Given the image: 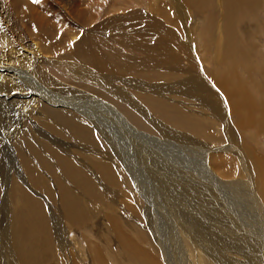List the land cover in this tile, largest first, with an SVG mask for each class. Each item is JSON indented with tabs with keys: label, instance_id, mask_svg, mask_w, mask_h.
Returning a JSON list of instances; mask_svg holds the SVG:
<instances>
[{
	"label": "bare ground",
	"instance_id": "obj_1",
	"mask_svg": "<svg viewBox=\"0 0 264 264\" xmlns=\"http://www.w3.org/2000/svg\"><path fill=\"white\" fill-rule=\"evenodd\" d=\"M55 1L56 0H49L48 2H50L51 5H46V0H36L37 7H35V2H33V0H0V118L5 120L3 130L7 132V134L0 132V134H2L0 135V140L3 143V139H14V136L20 133L18 131L21 129V120L25 119V122H28V118L35 115L36 118H41V121L47 129L60 134V136L63 135L74 139L78 147L81 143L86 144V149H82V151L83 154H88V157L92 152L94 153L92 150L94 148H91V145L93 144L90 142L99 143L93 141L92 139L94 138H91V132L88 128V124L91 123L95 127L94 131L103 134L105 140L112 141L113 144L118 141L120 154H116L117 156L114 160L112 154H109L107 158L109 157V160L111 161L110 163L106 162L108 159L106 156L103 157L102 154V157L107 160H101L99 161L100 163L93 161L99 177L105 181L101 184L97 179V176H95L93 172L91 173L87 170L88 168H81V172L77 175L75 168H78L79 170V167L74 168L72 164L75 163H71L69 160V156L72 155V153L60 152V149L62 150L63 148L59 147L61 145L59 142H55L56 145L53 144V148L50 147V149H53L50 151V154L55 160L52 162L54 168L51 162L42 160L44 167L47 168V171H52L51 173H53L54 178L60 173L66 174V178L63 175H60L64 187L68 186L69 179L72 180V184L70 185L74 184V189L77 185L76 187L80 188L86 197L88 196V201L82 198L81 194L76 193L75 190H69V188L58 189V192L55 191L56 193H54V195L41 180L31 176L33 184L40 190H43V192L45 191L47 196H49V198L51 197V201H54L52 199H55V196L57 197L56 199L58 200L59 206H61V210L64 214L62 220L67 224L71 220L76 219L77 215H84L83 222L79 227V231L82 234L80 236H83V238L86 239L84 236L88 235L90 239L93 237L96 240H93L95 241L94 243H86V246L88 247V252L86 253L80 252L81 248L79 246H81L82 243L75 245L74 241L76 239L68 243L63 237L64 233L60 232L57 227H55L56 215L53 216L51 214V208L54 206H51L49 209L50 215L52 216V221H50L49 217H46V210L42 201L28 198V206L24 208L20 207V200L16 198L15 205H13L9 195V197L6 196V200L3 198L4 196L1 191L2 184L0 183V262L2 264H24L26 259H30L31 263H33L37 258L36 256H43L44 261L48 257L53 258L55 260L53 264H57V261L61 264H77L79 261L83 262L84 258H89L92 264H104L103 255H106L110 262L112 261L113 264H116L111 256V249H109L110 240L108 239L110 232H115L120 243L115 251H117L120 259L130 262L131 264H159V262H156L152 257L146 254L150 243H147L148 248H143V246L141 248H136L138 242L134 240H131L130 242V236L120 228L119 223L111 220V216L115 214V209H112L109 203H113L115 200L123 201L124 199H127L133 205H131L133 209L138 207V202L134 200L135 195L132 191H128L129 194L131 192L132 197L129 196L127 192L120 194V192L124 191L122 189L119 191L120 188H126L127 186V181L123 178L124 170L125 173H127L128 178L134 182L136 190L138 191L137 193L142 195L141 197L145 199L146 202H149L150 199L153 198V200L150 201V206H144L141 207V209L144 208L146 213V215H143L145 222L151 223L155 232L151 227L146 229L141 224H139L138 227L131 220L123 221L124 224L128 225V230H131L133 237H136L137 239L138 228L144 232L143 235L148 234L147 236H150V238L154 240L155 246L159 248L156 252L161 258H163V263L182 264L177 252L178 250L183 251V245L181 242L182 237L180 238V235H178L176 230V234L173 236V245L169 244L168 240L165 239L162 227V223L165 220H163L160 210H158L155 205V196L151 194L152 192H150L148 188H146L147 184L144 182L145 177L141 171L149 169L150 172L157 171V175L155 173L156 176L153 179L154 181L159 180L160 183H167L170 180H173V190L172 188L171 190L173 191V195H175L174 199H180V197L183 196L179 195L180 192L177 194L178 191H189L191 199L188 197V203H183V205L180 204L186 215L182 222L184 223L182 229L186 235L190 237L194 248L199 247L209 259L219 264H227V261L229 260L232 262L231 264H264V158H262L264 156L261 157L259 150L253 149L252 146L251 148L249 146H244L243 134L245 135V133L242 131L243 129L247 131V128L251 127L252 120L245 112L242 101L244 98H240L239 96L241 82L236 78V72L231 70V67H234V64L230 61L231 54H253L252 44L249 46H232L236 30L241 31L243 35H246V32L250 31L246 26L252 24H244L242 14H240L241 23H239V15L236 12H233L225 19L224 9L227 5V0H217L218 19L202 16L203 6L206 3V0H190V2L186 0H169L173 6V11H175V18H173L172 22H167V17L158 16L159 9L157 6H150L145 9H134L132 12L127 13H115V8H113L106 20L104 19L103 22L96 23L92 29L91 27L84 29L83 34L80 36L81 39H79V43L75 44L73 48L74 51H72V55L75 58L74 61L76 60L78 63L72 67L71 70L78 74V76L86 77L87 82L88 80L95 81L96 85L98 84L100 87L102 86L106 93L123 100L131 108L137 110L142 117L151 119L153 127L155 129L157 128L162 133V137L167 142L164 145L167 147H161L163 144L150 147L142 131L132 125L131 122L113 106V103L110 104L106 99L103 100L104 97L98 98V96L97 99L90 94H88L90 100H87L85 99L87 95L77 89L60 87L59 81L47 68L43 67V63L46 61V53L44 54V51H40L39 46L35 45L33 42V24L40 29L45 30V32H51V30L56 28L64 29L66 26L69 28L73 24V22L71 23L69 21L74 20L75 17L76 20L80 21L77 22L82 26L85 23L90 26L99 13L98 9L88 8V10H81L75 8L79 5V3H76V0H72L71 2L68 1L69 4L67 6L63 3L65 7H63L61 3L58 5L55 4ZM62 1L65 0H61V2ZM100 1L101 8L107 0ZM100 1L93 0V3L97 6V3ZM119 1L120 0H118V2ZM243 3L244 0H240V6H242ZM53 4L57 5L58 8L54 7ZM186 4H188L191 7V10H193L192 15L198 18L197 22L191 21V25H187L191 18L189 17L190 10L186 8ZM212 7L214 8V5ZM254 8L255 7L250 3L247 5L243 13L251 17L253 16ZM53 9L55 10L54 12H52ZM113 12L114 14H112ZM177 21H179L180 28H182L184 34H186L187 38L185 40L176 35L179 33ZM224 21H227L230 31L225 34L226 42L224 46L220 47L216 36L221 31ZM193 25L199 29V31L194 30L196 35L190 29V26ZM251 27V29H253L255 26L253 25ZM43 32L44 31H42V33ZM180 34L181 32L179 35ZM114 36H119L120 38H115ZM197 36L200 38L199 46H197L202 53L200 55L201 61H199V56L197 55L198 47L195 49V43L199 42ZM113 37L114 39L119 40L117 42L120 44H129L133 49L142 52V55L140 53H135L137 55H133L130 58L127 57V63L122 64L121 66L122 70L133 71L135 70L134 68H136L139 69V71H144L140 69L154 67L155 70H161L164 68L170 70L169 72L171 73H181L184 76H180L178 78L179 80L176 82H173V80L167 81L168 79L166 78L167 80L162 83L152 81L153 83L148 84V82L146 83L135 79L134 74L127 75V73V76L122 78V83L124 84L122 85L124 88H119L118 85L114 84V80L119 78L115 73L116 64L112 60H109L107 65L101 64L100 61H104L105 58L101 54H98V51L96 53V50L93 47L94 43H97L98 40L103 41L104 39H110ZM207 57L215 59L214 63L211 64L213 67L211 65L208 67L207 74L209 75H206L203 72V69L199 68ZM81 58L84 59V61L87 60V63H84ZM222 58L226 61L222 60ZM183 61L185 64L182 63ZM223 62H226L228 66L224 67L220 74L217 70ZM133 63L136 65H133ZM259 66L263 65L260 64ZM121 76L122 75H120V78ZM231 80L233 83L237 84L235 88L230 84ZM145 83L148 87H144ZM173 84H175L174 88ZM70 85L71 84L68 86ZM127 88L143 92L147 90L148 92L159 96L171 94L182 95L185 97V100H188L190 105L196 107V113L203 114L201 109H204L207 112V114L204 115L208 116L205 121L208 125L219 119V124L224 126L223 132L226 141L229 143L224 144V146L219 145L215 147V151L218 152H216L217 155L215 154L211 159V164L213 167L222 169L225 174H228L227 172L233 170L234 164H232V162H234L238 167V172L241 176L237 177V179H228V181L223 180L221 178L222 176H220L216 170L209 165V159L205 157L208 150H213L214 148L204 147L201 141L206 142L208 145L213 143L206 141V139L200 140L201 138L199 139L195 136L190 137L184 133L179 134L178 130L177 132L176 130L174 132L173 127H168L161 122L158 124L155 123L154 115H148V113L140 107V104L138 105L136 103L133 96L129 93L131 90ZM218 88L223 91L220 98L219 94H217L218 91L216 92L214 90ZM137 95L139 96V94ZM77 97H84L82 100L85 102L78 100ZM223 100H226L229 105L225 107L223 105ZM94 102L100 103L104 108H107L111 112L115 121L112 120L114 127L110 128V126L113 125L108 123V126V124H105L106 119L103 118L104 113H101L97 109L94 110V107L97 104H94ZM39 104H41V108L43 106H51L53 107V110L54 107L63 109H59L58 111L56 108L57 110L55 111H57V113H54V116L59 120H62V123H65L66 128L60 123V126H58V124L49 117L52 115L48 114L47 116L44 110L39 108ZM162 104L163 103H161V105ZM36 105L39 109L34 108ZM240 105L241 110L237 115ZM188 109L191 110L190 108ZM48 113L50 112L48 111ZM92 113H95V116H99L98 118L100 122L97 120L98 118L96 119L95 116L93 117L90 115ZM156 113L164 116L165 112L157 110ZM80 116L87 117V119L81 118ZM179 119L180 117L173 115V120H176L177 124H179ZM227 119L233 121L235 124L234 126L239 128L240 135L237 134L239 139L235 138L233 126H231V130L229 124L227 125ZM76 120L84 122L85 125H82L83 128L81 125H77L76 128L72 127L74 123L73 121ZM185 121L187 122L188 119ZM49 125L52 128H50ZM197 125L199 126V124ZM186 126H188V124ZM12 127H14L12 130L14 134L10 131V128ZM198 128H200V126ZM258 130L259 132L264 131V126L258 128L254 126L253 131L257 132ZM113 131H116L118 134L115 136ZM29 136L30 135H28V137ZM216 139L215 136H211L213 142H215ZM237 140H240L241 143ZM171 141L175 142L171 144ZM177 142L184 143L189 148H186ZM54 147L55 149L58 147L57 150H54ZM50 149L46 150L48 151ZM172 149L177 151L178 156L179 154L186 155L184 158L187 160V165L190 164L189 158H196L197 161L193 160V164L195 165L193 168L195 170L196 167H199L200 172H193L194 174L196 173L197 178L189 177L187 172H190L191 168L188 171L184 166L182 167V164L178 162L177 157L172 156L175 152H173ZM90 150H92L91 153ZM224 151L230 152L231 154L235 152L238 156L232 154L236 156V158L234 157L235 159H233L232 156V161L228 159V155H223ZM131 152L133 154L136 153L135 159L132 158L133 154L131 155ZM48 160H50V158ZM14 163L15 162L12 161V157L9 153L0 156L1 171L6 170L15 172V168H12V164ZM16 164L18 165L17 162ZM160 164H163L164 167H160ZM23 169L26 172L29 168ZM106 181L108 182L107 184L110 185L108 188ZM146 181L150 183L148 178H146ZM135 182H137V184ZM140 182L142 184H140ZM140 185L141 189L139 188ZM143 187L147 189V192ZM14 188H16V184ZM115 188L118 189L119 192H117ZM164 196L167 198L166 195ZM181 198H184V196ZM99 199L103 200L104 204L107 206V213H112L111 216L107 215V221L112 227H109V224L105 228L101 227L100 223L96 226L89 224V219L98 212L96 207H93L92 205ZM6 204L11 206L9 212L12 213V216L9 213L8 215H2V213L8 208ZM176 204L178 206L179 214L182 215L179 203ZM141 205L143 206L142 203ZM204 205L208 207V213L206 216L201 215L199 218L195 212V208ZM92 207L93 211H96L90 217L92 214ZM132 207L129 211L133 213L134 211L132 210ZM171 207H173V205H171ZM118 213H120V211L116 212V214ZM134 213L138 214V218L141 217L140 213ZM211 215H214L212 219ZM189 216H191L190 219L187 218ZM86 217L90 218L87 219ZM216 217L220 218L217 222L215 220ZM103 220L106 221L104 217H102V221ZM6 221H9V223L6 224ZM136 221L138 222V219H136ZM73 222L76 224L75 221ZM213 222H215L216 225H214ZM179 225L181 226V224ZM76 229L77 227L75 226V231ZM63 230L65 232L66 228ZM223 231L228 235L227 239L229 242L222 239L221 233ZM217 242L221 244L215 245ZM223 245H225V250L222 248ZM14 247H16L15 250ZM103 251L105 252L103 253ZM39 252H42V254H38ZM46 252H50L48 256L46 255ZM151 252H155V249H152ZM71 253L72 257L71 260H69L68 256ZM223 256L226 258L223 259ZM20 257L26 258L25 260L23 259V263L19 260ZM32 259H34L33 262ZM185 260L188 259L185 258ZM26 263L28 262L26 261ZM208 263L211 262L208 260ZM40 264L43 263L41 262Z\"/></svg>",
	"mask_w": 264,
	"mask_h": 264
},
{
	"label": "rangeland",
	"instance_id": "obj_2",
	"mask_svg": "<svg viewBox=\"0 0 264 264\" xmlns=\"http://www.w3.org/2000/svg\"><path fill=\"white\" fill-rule=\"evenodd\" d=\"M46 1H47L46 5H51L50 2H48L49 0H46ZM68 1L71 2L72 0H65L62 2H61V0H56L55 4L58 5L59 3H61L63 5V3H64V5L67 6L69 4ZM137 1H139V2H137ZM186 1L190 2V0H186ZM76 3L77 4L79 3V5H80V7H79V5L77 7H75L77 9L88 10V8H90V9L92 8V9H98L99 10L97 18L95 19V21L93 23H91L90 26L87 25V23H85L82 26L80 23H78L80 21L76 20L75 17H74V20H72V21L70 19H68V20H70L69 22H71V23L73 22V24L69 28H67L68 26H66L64 29L63 28L62 29L56 28L54 30H51V32L50 31L45 32V30H42L33 24V28H32L33 42L35 43V45L39 46L40 51H44V54L46 53V55H45L46 61H45V63H43V67L47 68L49 70V72L59 81L60 87H67V88L70 87L72 89H77L78 91L83 92V94L87 95V97L85 98L87 100H90L89 95H88V94H90L91 96H94V98H97L98 96H99L98 98L104 97L103 100H105V99L108 100L107 102H109L110 104L113 103V106L126 119H128L132 125H134L137 129L142 131V133L146 137V140H147L148 145L150 147L158 146V144L164 145L167 142L162 137V133L160 132V130H158L157 128L155 129L153 127L151 119H148L146 117H142V115L137 110H134L133 108H131L126 102H124L123 100H120L119 98L112 96L109 93H106L103 90L102 86L100 87V85H98V84L96 85L95 81L88 80V82H87L86 77L78 76V74H76L75 72H73L71 70L72 67H74L78 63V61H76V60L74 61L75 58L72 55V51H74L73 48H74L75 44L79 43V39H81L80 36L83 34L84 29H86L88 27H91V29H92V27L96 23L98 24L100 22H103L104 19L106 20L110 15L109 13H110L111 9H113V8H115L114 9L115 13H117V12L127 13V12H132L134 9H140V8L145 9V8H149L150 6H157L159 9V15L158 16L167 17L166 21L172 22L173 18H175V14H174L175 11H173L172 4L169 2V0H120L119 2H118V0H117V2H116V0L115 1L114 0H107L105 2L104 6L100 8L101 1L97 3V6L93 3V0H76ZM216 3H217V0H206V3L204 4L203 10H202V13H203L202 16L218 19V13H217L218 11H217V4ZM250 3L253 5V7H255L254 12H253V16H251V17H249L247 14L243 13L245 11L247 5ZM34 4H35V7H37L36 2ZM55 4H53L54 7L58 8V6ZM64 5H63V7H65ZM213 5H214V8L212 7ZM84 8H86V9H84ZM186 8L190 10L189 11L190 12L189 17L191 18L190 21H188L187 25H191V21L197 22L198 18H196L194 15H192L193 10H191V7L188 4H186ZM54 11L55 10L53 9L52 12H54ZM233 12L238 13L239 23H241L240 14H242V16L244 18L243 23L244 24H252V25L246 26L247 29H250V31L246 32V35H243L241 31L236 30V35L234 37L232 46L233 47H239V46H249L252 44L254 55L252 53H246V54L235 53V54L230 55V61L233 62V64H234V67H231V70H234L236 72L235 73L237 75L236 78L241 82V91L239 93V96H240V98L241 97L244 98V100H242V101L244 104L245 112L252 120L251 127L247 128L248 132L244 129L242 131L243 133H245V135L243 134L244 143H245L244 146L245 147L249 146L250 148L252 146L253 149L259 150L260 155L262 157V156H264V131L259 132V130H260L259 129L257 132H254L253 128H254V126H256L257 128L260 126H264V0H244V3L242 6H240V0H227V5L224 9L225 19L230 14H232ZM112 14H114V12ZM201 24H202V21H201ZM253 25L255 27L253 29H251L252 28L251 26H253ZM177 27H178L179 33L181 32V34L179 35V33H177L176 35L179 38L181 37L183 40H185L187 37H186V34H184V31L182 30V28H180L181 26L179 24V21H177ZM194 28H196V29H194ZM197 28L198 27H196V26L194 27V25L190 26V29L193 32H194V30L199 31V29H197ZM37 30H38V32H37ZM42 31H44V32L42 33ZM52 31H53V34H52ZM229 31H230V27L228 26L227 21H224V24L221 27V31L216 36L218 39L220 47L224 46V44L226 42L225 34L228 33ZM39 33H41V34H39ZM42 34H44V35H42ZM194 34L196 35V32H194ZM40 37H42V38H40ZM114 37L120 38L119 36H114ZM114 37L110 38V39H104L103 41L98 40L97 43H94L93 47L96 50L95 51L96 53L98 51V54H101L105 58L104 61H100L101 64L107 65L109 60H112L116 64V72L115 73L117 74V77H119V78H116V80H114V84L118 85L119 88H124V86H123L124 84L122 83L123 82L122 78H125L129 74H134L135 79L144 81L146 83L148 82V84L153 83L154 81H158L159 83H162L167 79H168L167 81L173 80V82H176L179 80L178 78L180 76H184L181 73L174 74L172 72L173 73L172 74L171 72H169L170 70H166L164 68H162L161 70H159V69L155 70L154 67H151V68L147 67L144 69H140V70H144V71H139V69H136V68H134L135 70L132 69L133 71L122 70L121 66H122V64L127 63V57L130 58L133 55H137L135 53H140L142 55V52L133 49V47H131L129 44H126V43L120 44L119 42H117L119 40L114 39ZM197 37L199 38V36H197ZM194 39H195V36H194ZM198 40H199V42L195 43V49L199 46L200 38ZM201 54H202L201 50L198 47L197 48V55L199 56V61H201V58H200ZM207 59H206L207 61L205 60L204 62H202L201 66H199V68L203 69V72L206 75H209V74H207L208 67H210L209 65L214 63L215 59H212L211 57H207ZM81 60L84 63H87V60L84 61V59H82V58H81ZM222 60L226 61L224 58H222ZM182 63L185 64L184 61ZM260 64L263 66H259ZM133 65H136V64L133 63ZM227 66H228L227 63L223 62L219 66L217 71H219V73L221 74V70H223L224 67H227ZM162 70H166V71H162ZM120 75H122L121 78H120ZM146 83H145L144 87H148V85ZM167 83H170V82H167ZM69 84H71V85L68 86ZM230 84L234 88L237 85L236 83H233L232 80H231ZM174 87H175V84H173V88ZM127 89H130V88H127ZM92 90H94V91H92ZM130 90H131V92L129 91V93L133 96V99L136 101V103L138 105L140 104V107H142L143 110L146 113H148V115H151V116H152V114L154 115V122L155 123L158 124L161 122L163 124H166V126H168V127L169 126L173 127L174 132H175V130H176V132L178 130L179 134L184 133L190 137L195 136V137H198L199 139L201 138L200 140L206 139V141L213 143V144L208 145L206 142L201 141L202 145L204 147L214 148L213 150H208V152L205 155V157L207 159H209V165L210 166H212L211 159L215 156L216 152H218V151H215V149H216L215 147H217L219 145L224 146V144L229 143L228 141H226V138H225L224 132H223L224 126L222 124H219L220 123L219 119L217 121H214L212 124L208 125V123H205L208 116L204 115V114H207V112L204 109H201L203 114L196 113V111H195L196 107L193 105H190L188 103V100L187 99L185 100V97H183L182 95L171 94V95H166V96H159L157 94L150 93L147 90L144 92L139 91V90H134V89H133L134 91L132 89H130ZM214 90L216 92L218 91L217 94H219V98H220V95L223 94V91L219 88L214 89ZM97 91L98 92L100 91V92L98 93ZM142 92H143V94H142ZM146 92H148V93H146ZM137 94H139V96ZM235 95L237 96L236 93H235ZM82 98L84 99V97H77L78 100H82ZM83 102H85V101H83ZM161 103H163V104L161 105ZM94 104H96L94 107V110L97 109L101 113H104L103 118L106 119L105 124L107 125L109 123V124L113 125V126H110V128L114 127V123H112V120L114 121V119H113L111 112L107 108H104L98 102H94ZM152 105L153 106L155 105V106L153 107ZM157 105L159 106V108ZM223 105L226 107L229 104L226 100L225 101L223 100ZM40 106H41V104H39V108H41ZM34 108L39 109L37 107V105ZM56 108L59 111V109H60L59 107H54V110H53V107H51V106H46V107L43 106L41 109L44 110V112L47 114V116H48V114H51L52 116H49V117L52 120H54L58 124V126H60V124H62L66 128L65 123L64 122L62 123V120H59L56 116H54L57 113V111H55V110H57ZM161 108H163V109H161ZM188 108H190L191 110L193 109L192 111H194V112H192ZM60 110H63V109H60ZM157 110H162L163 112H165L164 116L158 115L156 113ZM240 110H241V105H240V109L237 111V115L239 114ZM48 111L50 113H48ZM176 111H178V112H176ZM107 112H108V114H107ZM90 115L94 117L96 114L92 113ZM173 115L176 117H180L179 124H177L176 120L175 121L173 120ZM106 116H107V118H106ZM80 117L87 119V117H83V116H80ZM95 117L97 119L99 116H95ZM28 119H29L28 122L27 121L25 122V119L21 120V123H20L21 129L18 131L20 133L18 134V132H17L18 135H15L14 139L13 138L3 139V143L0 140V156L3 154L7 155L9 153V155L12 157V161L15 162L14 164H12V168H15V172L14 171H6V170L1 171L0 170V183L2 184V190L1 191H2L3 196H4L3 198L6 200V198H7L6 196L9 195L10 200H11L13 205H15V199L18 198L20 200V207H24V208H26L28 206V203H27L28 198L40 200L44 204V207L46 210V217L47 218L49 217L50 221H52V218H51L52 216L50 215L49 209L51 206H54L51 208V210H52L51 214L53 216L56 215L55 216V218H56L55 227H57V229L60 232L64 233L63 237L65 238V240L68 243L72 242L74 239H76L74 241L75 245H77L78 243H82L83 246L82 245L79 246L81 248L80 252L86 253V252H88V247L86 246V243L87 242L88 243H90V242L94 243L96 240L93 237H92L93 239L92 238L90 239V237L88 235L84 236V237H86V239L83 238V236H80L82 234L79 231V227H80L81 223L83 222L84 215L83 214L77 215L76 219L71 220L67 224L65 221L62 220V216L64 214H63V211L61 210V206H59L58 200L56 199L57 197L55 196V199H52L54 201H51V197L49 198V196H47L45 191L43 192V190H40L38 187H36L33 184V181L31 180V176L32 177L34 176V177L38 178L39 180H41L42 183L48 188V190L53 192V194L56 193L55 191L58 192V189L69 188V190H73V191L75 190L76 193L81 194L82 195L81 197L84 198L85 200H87V199L89 200V198H87L88 196L86 197V195L82 192V190L80 188L76 187L77 186L76 184H75L76 185L75 189L73 187L74 184L70 185V184H72V180H70L69 178H68L69 184H67L68 186L64 187V183L62 182L60 175H63L66 178V174L60 173L54 178L53 173H51L52 171H47V168L44 167L43 161L47 160V162L49 161L51 163L53 161H55L50 154V151L53 150V149H50V147L53 148V144H55V142H59L62 145V146L60 145L59 147L63 148L62 150L60 149V152L62 151V152H71L72 153V155L69 156V160L71 161V163H75V164H72L74 166V168L79 167V170L83 167L88 168L87 170L90 171L91 173L93 172V174H95V176H97V179L101 182V184H103L105 181L99 177V175L96 171L97 168H95L93 161L94 162L97 161L98 163H100L99 161H101V160L105 161L108 159L106 162L110 163L111 161L109 160V157L107 158V156H109V154H112V158L114 160V158L118 155V153L120 154V151L118 149V141L115 144H113L112 141L105 140L103 134L94 131L95 127L91 123L90 124L87 123L89 126L88 128L91 132V138H94L92 140L99 142L98 144L96 142H94V143L90 142L93 144V145H91L92 146L91 148H94L92 150L94 151L95 154L92 152V150H90V153L91 152L92 153L90 154L91 156L89 155V157H88V154L85 155V154H83V151H82V149H86L85 148L86 144L81 143L78 147V145L74 141V139H72L70 137L68 138L67 136H63V135L60 136V134H57L56 132L50 131L49 129H47L45 127V125L43 124V122L41 121V118H36L35 115L31 116ZM187 119L189 122L185 121ZM97 120L100 122L99 118ZM4 121H5L4 119L0 118V132L7 134V132H5L3 130L4 129V126H3ZM78 121L77 120L73 121L74 122L72 125L73 128H76L77 125H81V126L85 125L84 122H82L81 120H78ZM195 123L199 124L201 129L198 128L199 126ZM109 124H108V126H109ZM187 124H188V126H186ZM218 124H219V126H218ZM228 124H229V128L231 130H232L231 126H233V129H234L233 131H235V134H234L235 138L239 139L237 136V134L240 135L239 128L234 126L235 124L233 121H230L227 119V125ZM14 127H15V123H14ZM14 127L10 128V131H12L14 129ZM49 127L52 128L50 125H49ZM82 128H83V126H82ZM52 132H54V133H52ZM113 132H114L115 136L118 134V133H116V131H113ZM12 134H14L13 131H12ZM214 134H216L217 136ZM0 135H2V134H0ZM28 135H30L31 137L30 136L28 137ZM36 135H38V136H36ZM57 135H59V136H57ZM212 135L215 136V138H217L215 140V142H213L211 140ZM36 137H39V138H36ZM29 140L30 141L32 140V141L30 142ZM218 140H221L222 142L218 141ZM237 141H240V140H237ZM247 141H248V143H247ZM174 142L175 141H173V142L171 141V144H173ZM177 143H179L180 145L182 144L180 142H177ZM240 143H241V141H240ZM71 145H73V146H71ZM163 145H161V147H163V148L167 147L166 145H164V146ZM31 146L32 147L35 146V147L32 148ZM123 146H124V144H123ZM175 146H177V145H175ZM182 146L189 148L184 143L182 144ZM38 147H39V149H38ZM31 148H32V150H31ZM57 148L58 147H56V149H55V147H54V150H57ZM46 149H50V150L47 151ZM65 150H69V151H65ZM37 151H38V153H37ZM40 151H42V152H40ZM97 151H99V152H97ZM174 151L175 150H173V152ZM201 151H204V150H201ZM132 152H131V155L133 154ZM105 153H107V154H105ZM93 154H94V156H93ZM98 154H100V155H98ZM101 154L103 155V157L106 156L107 159L103 158ZM232 154L238 156V154L235 152H233ZM232 154L230 152H227V151H224V153H223V155H226V156L228 155L229 156L228 159H230V160H232V156H233V159L236 158V156H234ZM46 155H48V156H46ZM96 156H97V158H96ZM172 156L177 157L178 162H180L182 164L181 166L182 167L184 166L188 171L191 168L190 172H187L189 174V177L197 178L196 173L200 172V170H199L200 168L196 167L195 170L193 168L195 166L193 164V160H196V158H189L190 164L187 165L186 164L187 160L184 158V156H186V155L179 154V156H178L177 151H175L172 154ZM44 158H46V159H44ZM49 158H50V160H48ZM132 158L133 159L136 158V153L133 154ZM262 158H264V157H262ZM16 162L18 163V165L16 164ZM232 164H234L233 170L227 172L228 174H225L222 171V169H218V168L213 167V166L212 167L216 170V172L220 176H222L221 178L223 180L228 181V179H235V178L237 179V177L241 176L240 173L238 172L239 171L238 167L235 165L234 162H232ZM160 165H161L160 167L163 166V164H160ZM52 166L54 168L53 163H52ZM23 168H25V169L29 168V169L25 172ZM75 169H76V174L78 175V173L81 172V170L79 171L78 168H75ZM91 169H93V170H91ZM179 171H180V169H179ZM193 171L196 173L194 174ZM141 173L145 177L144 182L147 184L146 188H148L149 191L152 192L151 194H153L155 196V203H156L155 205H156L157 209L160 210V214L162 215L163 220H165L162 223V227H163L164 234H165V239L168 240L169 244L173 245V236L176 234V230H177L178 235H180V238L182 237L181 242L183 245V251H181V250L177 251L182 264H197V263L198 264H219V263H216L215 261L209 259V257L204 253V251L201 250L199 247L194 248V245L191 243L190 237H188L186 235V233L184 232V230L182 229V225L184 224L182 222H183L184 217H186V215H185V211L181 208L180 204L183 205V203H186L188 200V197H190L189 199H191V196H189V191H187V192H182V190L178 191L177 194H179V192H180L179 195H183L184 198H181V197H183V196H181L180 199H174L175 195H173V193H172L173 192L172 191L173 190V186H172L173 180H170L167 183L166 182L160 183L159 180H155V181L153 180L154 177L157 175V171L150 172L149 169L148 170L146 169V171L142 170ZM155 173H156V175H155ZM1 175H2V177H1ZM123 178L125 179V181H127V186H126V188H124V187L120 188L119 191H121V189L124 190V191L120 192V194L121 193L124 194V192H127V194L132 197L131 192H130V194L128 192V191H132L135 195L134 200L138 202L137 203L138 207H135L133 209V207H132L133 205L127 199H124L123 201L115 200L113 203H109V205L112 209H115V214L117 211H120V213H118L116 215L114 214L113 216H111L112 213H107V206L104 204L103 200L99 199L92 205L93 207H96V210H98L97 214L93 215L96 210L93 211V207H92L91 208L92 214L90 215V217L92 215L93 216L91 218L90 217H86V218L87 219L90 218L89 224H93L94 226H96L98 223H100V226L105 228L109 224L107 221V215L111 216V220L119 223L120 228L124 232H126L128 236H130L129 237L130 242H131V240L138 242V244L136 245V248H141L142 246H143V248H148L147 243H150V246H149L146 254L149 255L150 257H152L156 262H159V264H165L162 262L163 258H161L158 255V253L156 252L157 249H159V248L155 246L154 240L151 239L150 236H147L148 234L143 235L144 232H142V230H140L139 228L137 229L138 239L136 237H133L132 231L128 230L129 229L128 225L124 224V222H123L126 220H129V221L131 220L138 227H139V224H141L146 229H149L151 227L153 229V231L155 232L152 224L145 222L143 215H146V213L144 211V208L141 209V207L150 206L151 205L150 201L153 200V198L150 199L149 202H146V200L141 197L142 195L137 193L138 191L136 190L134 182H132L128 178V175H127V173H125L124 170H123ZM146 178H148V180H150V183H148L146 181ZM14 183L16 184V188H14L15 187ZM107 183L108 182L106 181V184ZM135 183L137 184V182H135ZM140 184H142V183L140 182ZM3 185H4V187H3ZM108 187H110V185L107 184V188ZM139 188L141 189V185ZM171 188H172V190H171ZM116 190H117V192H119L118 189H116ZM144 190L147 192V189L144 188ZM164 195H166L167 198ZM181 200H183L184 202ZM13 201H14V203H13ZM140 202L143 204V206L141 205ZM176 203H179L180 210H181L183 216L179 214L178 206ZM6 205L8 208L2 213V215H8V213H9L12 216V213L9 212L11 206H9L8 204H6ZM171 205H173V207H171ZM131 207H132V210L134 212L140 213V215H141L140 218H138V214H136L134 212L132 213L131 211H129L131 209ZM195 212L199 218L201 215L206 216L208 213V207L206 205L197 207V208H195ZM132 214H134V215H132ZM164 214H166V215H164ZM230 214H233V213H230ZM102 217H104L106 219V221H104V220L102 221ZM213 217H214V215H211V219ZM187 218L190 219L191 216H189ZM136 219H138V222L136 221ZM218 219H220V218L219 217L215 218L216 222L218 221ZM9 221H6V224L9 223ZM73 221H75L76 224H74ZM179 224H181V226ZM213 224L216 225L215 222H213ZM75 226L77 227L76 231H75ZM110 226H111V224H109V227ZM122 226H124V227H122ZM65 228H66V230L64 232L63 229H65ZM140 232H142V233H140ZM221 235H222L221 237L223 240L229 242L227 239L228 235L225 234L224 231L221 233ZM146 237H148V238H146ZM78 239H79V241H78ZM108 239L110 240L109 249H111V256L113 257L115 263L116 264H118V263L119 264H123V263L124 264L125 263L131 264L130 262H126V261H123L122 259H120L118 254H117V251H115L120 245L119 238H118L117 234L115 232H110V234L108 235ZM148 239H151V240H148ZM90 240H92V241H90ZM93 240H95V241H93ZM177 241H178V239H177ZM220 244L221 243L217 242L215 245H220ZM224 247H225V245H223L222 248L224 249ZM15 248L16 247H14V250H15ZM151 248L155 249V252H151V250H152ZM104 252L105 251H103V253ZM46 253H47L46 255L48 256L50 252H46ZM182 253H184V254H182ZM38 254L41 255L42 252L41 253L39 252ZM182 255L184 258L182 257ZM10 257L13 259V257L11 255H10ZM36 257H37L36 260L34 261V259H32V262L34 261L37 263V261L40 260V261H38L37 264H40L41 262L43 264H53L55 261L51 257H48L45 261L43 259L44 258L43 256L42 257L36 256ZM71 257H72V253L68 256L69 260H71ZM103 258H104V264H113L112 261L110 262L109 258H107L106 255H103ZM185 258L188 260H185ZM225 258L226 257L223 256V259H225ZM23 259L25 260L26 258L20 257L19 260L23 263L24 262ZM208 260L211 263H208ZM26 261L28 263H26ZM183 261H184V263H183ZM29 263L33 264V263H31L30 259H26L24 262V264H29ZM36 263H34V264H36ZM88 263L92 264L90 262L89 258H84L83 262L79 261L77 264H88ZM229 263L231 264L232 262L229 260V261H227V264H229ZM0 264H2V263L0 262ZM57 264H61V263L60 262L58 263V261H57Z\"/></svg>",
	"mask_w": 264,
	"mask_h": 264
},
{
	"label": "snow or ice",
	"instance_id": "obj_3",
	"mask_svg": "<svg viewBox=\"0 0 264 264\" xmlns=\"http://www.w3.org/2000/svg\"><path fill=\"white\" fill-rule=\"evenodd\" d=\"M33 2H36V0H33Z\"/></svg>",
	"mask_w": 264,
	"mask_h": 264
}]
</instances>
